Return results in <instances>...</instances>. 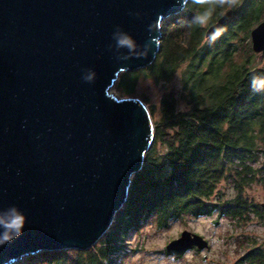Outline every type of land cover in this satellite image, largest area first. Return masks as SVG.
Instances as JSON below:
<instances>
[{
  "label": "water",
  "instance_id": "water-1",
  "mask_svg": "<svg viewBox=\"0 0 264 264\" xmlns=\"http://www.w3.org/2000/svg\"><path fill=\"white\" fill-rule=\"evenodd\" d=\"M187 2L0 0V264L87 250L110 230L154 138L147 104L111 89L154 62L162 21ZM250 37L262 53L264 19ZM208 247L185 229L166 250Z\"/></svg>",
  "mask_w": 264,
  "mask_h": 264
},
{
  "label": "trees",
  "instance_id": "trees-1",
  "mask_svg": "<svg viewBox=\"0 0 264 264\" xmlns=\"http://www.w3.org/2000/svg\"><path fill=\"white\" fill-rule=\"evenodd\" d=\"M229 10L230 19L207 35ZM263 19L264 0H188L181 13L162 21L154 62L121 72L115 83L123 96L136 93L141 75L167 83L179 74L181 84L178 92L167 89L158 104H147L154 138L124 208L99 244L43 251L20 264H103L145 223L161 230L218 208L240 220L264 211L244 193L264 186V87L252 83L264 80V65L250 41ZM222 182L237 196L225 200Z\"/></svg>",
  "mask_w": 264,
  "mask_h": 264
},
{
  "label": "rangeland",
  "instance_id": "rangeland-1",
  "mask_svg": "<svg viewBox=\"0 0 264 264\" xmlns=\"http://www.w3.org/2000/svg\"><path fill=\"white\" fill-rule=\"evenodd\" d=\"M208 25L207 22L204 23V26ZM261 54L258 53L257 62L264 65ZM180 85L179 74L167 83L141 75L135 94L123 96L115 88L116 84L111 91L119 97L143 98L146 104L151 105L158 104L167 89L178 92ZM220 186L225 200L227 197L237 196L235 189L227 183L222 182ZM244 193L258 204L256 210L263 211L262 184L254 185ZM185 229L201 234L208 240L209 247L205 250L191 248L181 253L167 251V243L179 237ZM118 244L121 245L118 252L104 260L103 264H264V217L252 213L247 220H240L215 209L209 215L173 220L166 229L159 230L155 225L145 223L140 229H132L127 238ZM29 256L31 255L12 264L25 263ZM38 263L42 262H35Z\"/></svg>",
  "mask_w": 264,
  "mask_h": 264
},
{
  "label": "clouds",
  "instance_id": "clouds-1",
  "mask_svg": "<svg viewBox=\"0 0 264 264\" xmlns=\"http://www.w3.org/2000/svg\"><path fill=\"white\" fill-rule=\"evenodd\" d=\"M197 21L200 23H203V18L197 17ZM115 38H116L117 47L126 46L128 49H132L133 42L127 35L120 34V35L116 36ZM89 78L90 77H86V79H89ZM252 83H253V86L257 89L264 87V80L257 81L256 79H253ZM17 220L22 221V217H17Z\"/></svg>",
  "mask_w": 264,
  "mask_h": 264
},
{
  "label": "flooded vegetation",
  "instance_id": "flooded-vegetation-1",
  "mask_svg": "<svg viewBox=\"0 0 264 264\" xmlns=\"http://www.w3.org/2000/svg\"><path fill=\"white\" fill-rule=\"evenodd\" d=\"M263 206H264V204H263ZM219 209V208H218ZM264 209V208H263ZM221 213H223V211H221ZM231 217H233V215H230ZM260 216L261 217H264V211L262 212V213H260Z\"/></svg>",
  "mask_w": 264,
  "mask_h": 264
}]
</instances>
